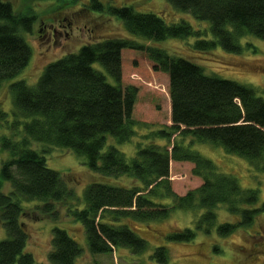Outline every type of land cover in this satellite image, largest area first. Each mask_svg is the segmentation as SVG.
Here are the masks:
<instances>
[{
    "label": "trees",
    "instance_id": "obj_1",
    "mask_svg": "<svg viewBox=\"0 0 264 264\" xmlns=\"http://www.w3.org/2000/svg\"><path fill=\"white\" fill-rule=\"evenodd\" d=\"M168 2L174 9L210 23L212 38H197L194 48L206 51L220 45L238 53L243 37L264 40V0ZM90 3L92 9H104L99 0ZM106 10L120 18L134 37L86 44L49 63L37 83L21 79L11 83L15 117L10 122L0 107V128L17 130L23 125L25 133L20 138L0 134V219L6 229V236L0 239V264L35 263L26 250L28 231L21 218L24 202H39L36 209L53 220L58 219L62 204L72 203L67 204V214L84 227L93 254L120 247L134 253L147 249L146 240L125 219L151 222L168 218L174 209H205L194 229H176L168 237L191 242L199 231L216 229L226 236L264 215L258 189L243 188L236 175L221 170L214 159L194 148V143H211L253 164L264 163L263 97L252 87L208 74L198 63L156 44L167 38L200 35L188 21L170 24L159 14L139 12L132 5ZM35 20L30 8L18 12L10 1L0 0V86L29 63L32 49L24 34L32 32ZM142 37L152 43L140 42ZM125 62L148 67L153 76L166 74L171 105V124L142 135L146 141L136 144L137 150L130 156L116 145L107 146L108 136L124 144L136 136L138 126L153 124L147 121L150 118L142 121L138 117L142 87L124 75ZM94 63L103 66L114 83ZM35 143L41 147L35 148ZM54 147L85 157L89 168L104 178L125 177L131 183H91L78 196L62 174L47 164L45 154ZM3 152L8 158L1 156ZM172 160L192 162V172L203 178L202 184L178 195L171 186ZM6 183L11 187L8 192L4 191ZM220 205L240 220L216 224ZM51 238V263L75 264L83 248L68 230L56 225ZM152 258L168 264L167 247H157Z\"/></svg>",
    "mask_w": 264,
    "mask_h": 264
},
{
    "label": "rangeland",
    "instance_id": "obj_2",
    "mask_svg": "<svg viewBox=\"0 0 264 264\" xmlns=\"http://www.w3.org/2000/svg\"><path fill=\"white\" fill-rule=\"evenodd\" d=\"M18 12L31 9L36 16L33 30L25 33L24 38L32 49L29 63L13 79L6 80L0 86V107L8 113L7 121L14 119V104L10 84L21 79L29 84L38 82L49 63L89 43H97L110 37H134L125 29L124 22L112 12L107 11L109 6L132 5L136 11L154 12L163 17L167 23L188 21L192 28L205 35L182 38H167L156 42L171 54L187 57L202 66L208 74H216L225 79L235 80L248 87L264 99V40L247 35L241 42V51L233 53L226 51L220 45L213 50L202 51L194 48L197 38H212L210 23L195 19L186 12L174 9L168 0H99L104 9H92L90 0H8ZM143 38V37H142ZM138 39V38H137ZM148 42L147 39H138ZM98 70H102L108 81L114 83L103 66L94 63ZM124 75L133 83L142 87L139 101V119L146 121L150 118L153 126H138V131L131 141L120 144L112 136H108V145H116L127 155H134L136 144L146 140L142 135L150 130L165 127L171 124L169 79L165 75H152L148 67L136 68L129 63L123 64ZM160 110V111H159ZM0 134L23 136V125L14 130L7 126L0 128ZM189 139L186 140V143ZM106 146V147H107ZM34 147L39 149L37 143ZM194 148L203 155L216 161L220 169L237 176L240 185L244 188H256L259 191L260 202L264 201V163H251L237 154H230L221 146L211 143H194ZM172 149V147L170 148ZM45 155L50 168L59 171L65 183L74 194L82 196L87 185L96 182L118 184L131 183L129 178H104L100 173L93 172L85 162V157L66 148L49 149ZM6 159L9 155L2 153ZM171 186L178 194L183 195L200 186L203 178L193 174L194 164L187 161H171ZM116 181V182H114ZM4 191H10L9 183L4 185ZM168 202L171 203L170 200ZM37 201L24 202L25 211L22 222L28 231L26 250L32 253L34 264H52L49 254L52 251V230L54 226L62 227L75 238L83 248L75 264H159L152 258L157 247L166 246L169 253L168 264H262L264 262V215H258L251 226L238 227L236 231L226 236H220L216 229L211 233L199 231L191 242L171 241L168 237L173 230L190 227L194 229L198 218L205 209L186 210L174 209L166 218L151 222L125 219L140 237L147 243V249L142 253H134L126 247L115 248L110 253L93 254L87 246V237L84 227L72 216L67 214V204H62L57 211L58 219L40 213L36 209ZM217 223L236 222L239 215H232L225 205L216 209ZM6 236V229L0 219V239ZM218 251H214V247Z\"/></svg>",
    "mask_w": 264,
    "mask_h": 264
}]
</instances>
